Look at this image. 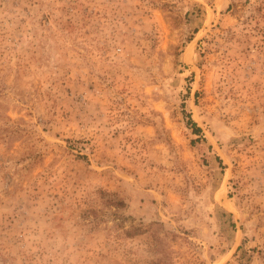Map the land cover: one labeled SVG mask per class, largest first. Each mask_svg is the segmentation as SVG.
<instances>
[{"label": "rangeland", "instance_id": "rangeland-1", "mask_svg": "<svg viewBox=\"0 0 264 264\" xmlns=\"http://www.w3.org/2000/svg\"><path fill=\"white\" fill-rule=\"evenodd\" d=\"M0 264H264V0H0Z\"/></svg>", "mask_w": 264, "mask_h": 264}, {"label": "trees", "instance_id": "trees-1", "mask_svg": "<svg viewBox=\"0 0 264 264\" xmlns=\"http://www.w3.org/2000/svg\"><path fill=\"white\" fill-rule=\"evenodd\" d=\"M190 122H191V125H192L193 127L196 126L195 123H194L192 120H190ZM198 130H199L198 128L195 129L196 132H197Z\"/></svg>", "mask_w": 264, "mask_h": 264}]
</instances>
